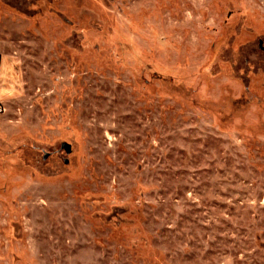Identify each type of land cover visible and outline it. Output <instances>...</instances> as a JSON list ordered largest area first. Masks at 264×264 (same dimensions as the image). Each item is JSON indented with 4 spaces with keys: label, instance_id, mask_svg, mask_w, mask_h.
Masks as SVG:
<instances>
[{
    "label": "rangeland",
    "instance_id": "obj_1",
    "mask_svg": "<svg viewBox=\"0 0 264 264\" xmlns=\"http://www.w3.org/2000/svg\"><path fill=\"white\" fill-rule=\"evenodd\" d=\"M0 264H264V0H0Z\"/></svg>",
    "mask_w": 264,
    "mask_h": 264
}]
</instances>
